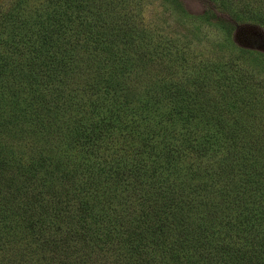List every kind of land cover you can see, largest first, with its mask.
<instances>
[{"label": "trees", "instance_id": "1", "mask_svg": "<svg viewBox=\"0 0 264 264\" xmlns=\"http://www.w3.org/2000/svg\"><path fill=\"white\" fill-rule=\"evenodd\" d=\"M116 3L0 0V264L35 242L78 245L59 264H264L257 114L142 85L152 46Z\"/></svg>", "mask_w": 264, "mask_h": 264}, {"label": "rangeland", "instance_id": "2", "mask_svg": "<svg viewBox=\"0 0 264 264\" xmlns=\"http://www.w3.org/2000/svg\"><path fill=\"white\" fill-rule=\"evenodd\" d=\"M114 6L129 19L140 43H151L142 85L190 83L195 102L207 94L222 103L223 115L248 109L264 127V0H117ZM196 77L200 80L193 85ZM38 243L31 244L21 264H59L65 257L67 262H83L74 250L78 245L49 250ZM91 256L99 262L106 257Z\"/></svg>", "mask_w": 264, "mask_h": 264}]
</instances>
